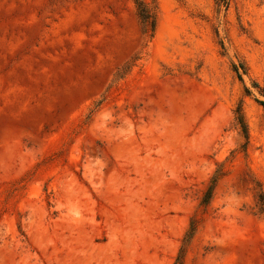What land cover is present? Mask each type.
I'll return each mask as SVG.
<instances>
[{"label":"rangeland","instance_id":"obj_1","mask_svg":"<svg viewBox=\"0 0 264 264\" xmlns=\"http://www.w3.org/2000/svg\"><path fill=\"white\" fill-rule=\"evenodd\" d=\"M157 2L0 0V264H264V0Z\"/></svg>","mask_w":264,"mask_h":264},{"label":"trees","instance_id":"obj_2","mask_svg":"<svg viewBox=\"0 0 264 264\" xmlns=\"http://www.w3.org/2000/svg\"><path fill=\"white\" fill-rule=\"evenodd\" d=\"M229 0H219L220 4L227 5ZM135 5L136 14L139 19L141 25V31L144 38L151 40L154 37L157 20L159 16V7L157 0H132ZM234 71L238 75L239 79L242 81L241 76L238 72V67L234 65ZM245 92L247 95H251L250 90L245 88ZM259 104L264 107V102L259 101ZM236 121L240 127L241 135L245 140V145L243 147L247 148L249 143V133L248 126L245 122L244 116L242 114L241 108L236 111ZM224 176V172L221 166H218V169L214 172L213 176L210 178L206 189L203 193V196L200 200L199 207L195 215L190 219L188 229L183 237L182 246L180 248V253L178 257V261H182V258L191 244L193 238L198 233L199 225L203 220L204 215L209 211L210 205L214 199L216 187ZM21 188H18L20 191ZM256 200H257V214L260 216H264V193L261 189H257L256 192Z\"/></svg>","mask_w":264,"mask_h":264}]
</instances>
